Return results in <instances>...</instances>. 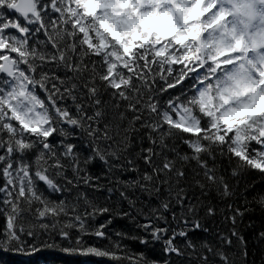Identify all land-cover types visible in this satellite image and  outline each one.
<instances>
[{
  "label": "snow or ice",
  "instance_id": "1",
  "mask_svg": "<svg viewBox=\"0 0 264 264\" xmlns=\"http://www.w3.org/2000/svg\"><path fill=\"white\" fill-rule=\"evenodd\" d=\"M0 217L6 253L264 264V0H0Z\"/></svg>",
  "mask_w": 264,
  "mask_h": 264
},
{
  "label": "trees",
  "instance_id": "2",
  "mask_svg": "<svg viewBox=\"0 0 264 264\" xmlns=\"http://www.w3.org/2000/svg\"><path fill=\"white\" fill-rule=\"evenodd\" d=\"M259 183V181H257ZM3 224V218L0 217V225ZM116 228H125V221L114 222ZM256 229L260 227V220L256 218L255 221ZM91 239V238H86ZM250 242H255V235L249 237ZM134 247L140 248V245H134ZM99 260L107 262L102 258L96 257H79V256H68L58 249H42L31 256L23 254L6 253L0 251V264H99Z\"/></svg>",
  "mask_w": 264,
  "mask_h": 264
}]
</instances>
